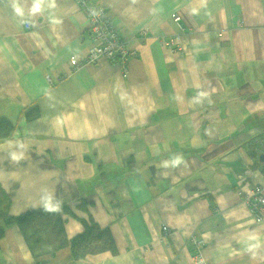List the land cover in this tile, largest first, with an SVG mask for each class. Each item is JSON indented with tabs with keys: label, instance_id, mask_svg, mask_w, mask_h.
<instances>
[{
	"label": "crops",
	"instance_id": "crops-1",
	"mask_svg": "<svg viewBox=\"0 0 264 264\" xmlns=\"http://www.w3.org/2000/svg\"><path fill=\"white\" fill-rule=\"evenodd\" d=\"M87 4L136 50L126 68L83 63L76 0H0V118L15 126L0 187L11 215L57 210L69 239L96 223L118 252L35 257L8 224L0 264H194L196 241L210 264H264V209L244 199L264 186V0Z\"/></svg>",
	"mask_w": 264,
	"mask_h": 264
},
{
	"label": "trees",
	"instance_id": "trees-1",
	"mask_svg": "<svg viewBox=\"0 0 264 264\" xmlns=\"http://www.w3.org/2000/svg\"><path fill=\"white\" fill-rule=\"evenodd\" d=\"M38 116V113L35 112ZM14 124L7 118H0V141L10 138L14 132ZM11 199L0 187V238L5 233V225L16 224L21 229L29 248L35 257L52 254L68 247L75 259L85 258L91 254L108 251L118 252L113 235L108 228L96 223H87L84 231L72 238L67 237L64 221L57 210L37 209L21 215L10 214Z\"/></svg>",
	"mask_w": 264,
	"mask_h": 264
},
{
	"label": "built area",
	"instance_id": "built-area-1",
	"mask_svg": "<svg viewBox=\"0 0 264 264\" xmlns=\"http://www.w3.org/2000/svg\"><path fill=\"white\" fill-rule=\"evenodd\" d=\"M79 5L90 12L91 19V46L83 58L85 64H95L101 56H106L112 61L119 62L126 68L129 57L136 54V50L132 49L128 42L122 38L119 33L111 25L109 19L105 16V8L99 5H88L87 0H76ZM180 17L176 16L178 20ZM25 26L30 28V22H26ZM143 34L147 30H142ZM264 34V29H263ZM179 35L173 36L165 40V44L173 47L174 50H181L180 45L177 44ZM77 61V60H75ZM259 152L264 155V139L259 143ZM264 169V160H263ZM264 186L257 184L252 189L244 192V199L255 215L261 214L264 209ZM163 231L169 232V227L164 226ZM201 242L196 241L198 252L194 257V264H209L208 260L203 254Z\"/></svg>",
	"mask_w": 264,
	"mask_h": 264
},
{
	"label": "water",
	"instance_id": "water-1",
	"mask_svg": "<svg viewBox=\"0 0 264 264\" xmlns=\"http://www.w3.org/2000/svg\"><path fill=\"white\" fill-rule=\"evenodd\" d=\"M261 160H264V155H261Z\"/></svg>",
	"mask_w": 264,
	"mask_h": 264
},
{
	"label": "rangeland",
	"instance_id": "rangeland-1",
	"mask_svg": "<svg viewBox=\"0 0 264 264\" xmlns=\"http://www.w3.org/2000/svg\"><path fill=\"white\" fill-rule=\"evenodd\" d=\"M191 239L193 240V239H195V237L193 236Z\"/></svg>",
	"mask_w": 264,
	"mask_h": 264
},
{
	"label": "bare ground",
	"instance_id": "bare-ground-1",
	"mask_svg": "<svg viewBox=\"0 0 264 264\" xmlns=\"http://www.w3.org/2000/svg\"><path fill=\"white\" fill-rule=\"evenodd\" d=\"M261 161H263V160H261ZM210 264V263H209Z\"/></svg>",
	"mask_w": 264,
	"mask_h": 264
}]
</instances>
